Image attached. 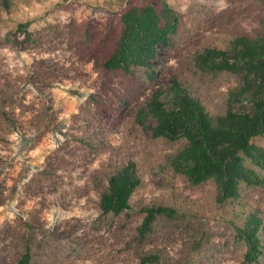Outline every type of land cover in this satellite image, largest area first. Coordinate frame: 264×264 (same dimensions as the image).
<instances>
[{
	"label": "rangeland",
	"instance_id": "1",
	"mask_svg": "<svg viewBox=\"0 0 264 264\" xmlns=\"http://www.w3.org/2000/svg\"><path fill=\"white\" fill-rule=\"evenodd\" d=\"M163 2L177 25L153 76L106 69L121 13ZM262 34L264 0H0V264H264V165L244 158L259 181L219 202L212 179L194 185L173 170L185 139L154 137L136 119L171 79L212 120L223 114L240 77L202 71L195 55ZM251 142L264 148L262 136ZM128 161L139 178L129 207L102 213L107 180ZM150 206L174 210L140 235ZM249 215L260 220L253 262L237 235Z\"/></svg>",
	"mask_w": 264,
	"mask_h": 264
},
{
	"label": "trees",
	"instance_id": "2",
	"mask_svg": "<svg viewBox=\"0 0 264 264\" xmlns=\"http://www.w3.org/2000/svg\"><path fill=\"white\" fill-rule=\"evenodd\" d=\"M120 19L117 46L102 65L123 70L143 67L152 77L151 62L176 29L175 13L165 2L159 11L145 3L129 6ZM26 25L19 23L18 27ZM195 65L206 72L229 71L239 75L240 83L228 93L223 114L212 120L200 101L171 79L166 87L151 92L137 110L136 119L154 137L184 138L185 145L170 160L173 170L194 185L212 179L217 187L216 199L223 202L236 196L238 183L259 181L254 170L244 165V158L260 167L264 165V148L251 142L253 137H264V34L254 38L236 36L223 49L205 47L196 53ZM138 184L134 163L128 161L109 176L99 199L102 213L118 214L128 208L129 197ZM173 210L169 206L145 207L137 228L139 234H144L156 214L170 215ZM259 225L260 220L249 215L237 230L245 242L246 262L261 255ZM26 259L27 255L22 263Z\"/></svg>",
	"mask_w": 264,
	"mask_h": 264
}]
</instances>
